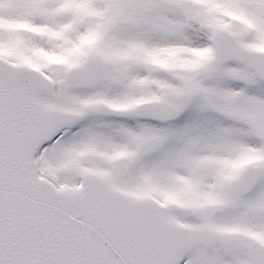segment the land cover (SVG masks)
<instances>
[{
    "label": "snow or ice",
    "instance_id": "obj_1",
    "mask_svg": "<svg viewBox=\"0 0 264 264\" xmlns=\"http://www.w3.org/2000/svg\"><path fill=\"white\" fill-rule=\"evenodd\" d=\"M0 264H264V0H0Z\"/></svg>",
    "mask_w": 264,
    "mask_h": 264
}]
</instances>
